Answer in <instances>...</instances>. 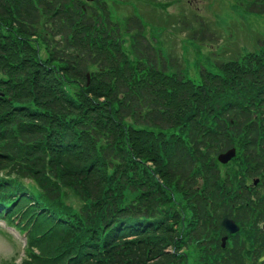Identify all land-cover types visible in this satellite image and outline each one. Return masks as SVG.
I'll return each instance as SVG.
<instances>
[{
  "label": "trees",
  "instance_id": "obj_1",
  "mask_svg": "<svg viewBox=\"0 0 264 264\" xmlns=\"http://www.w3.org/2000/svg\"><path fill=\"white\" fill-rule=\"evenodd\" d=\"M167 63L105 0H0V217L25 234L18 264H264V39L217 72ZM225 215L240 230L222 248Z\"/></svg>",
  "mask_w": 264,
  "mask_h": 264
},
{
  "label": "rangeland",
  "instance_id": "obj_2",
  "mask_svg": "<svg viewBox=\"0 0 264 264\" xmlns=\"http://www.w3.org/2000/svg\"><path fill=\"white\" fill-rule=\"evenodd\" d=\"M114 19H142L151 44L188 76L242 56L264 39V15L244 12L237 0H105ZM189 28L195 31L191 36ZM24 238L0 221V264L19 263Z\"/></svg>",
  "mask_w": 264,
  "mask_h": 264
},
{
  "label": "water",
  "instance_id": "obj_3",
  "mask_svg": "<svg viewBox=\"0 0 264 264\" xmlns=\"http://www.w3.org/2000/svg\"><path fill=\"white\" fill-rule=\"evenodd\" d=\"M88 1H92V0H88ZM234 156H235V149L232 148L220 154L218 156V161L222 164H225L228 161H230ZM221 225L224 227L226 232L230 234H234L239 230V227L236 225V223L232 219L228 218V216H225L222 219ZM225 240H226V237L222 239V246H224Z\"/></svg>",
  "mask_w": 264,
  "mask_h": 264
}]
</instances>
